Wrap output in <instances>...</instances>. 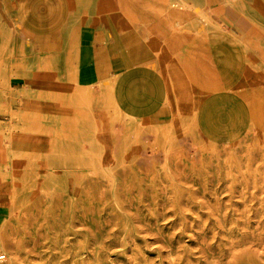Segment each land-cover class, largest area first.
Wrapping results in <instances>:
<instances>
[{
  "label": "rangeland",
  "instance_id": "obj_1",
  "mask_svg": "<svg viewBox=\"0 0 264 264\" xmlns=\"http://www.w3.org/2000/svg\"><path fill=\"white\" fill-rule=\"evenodd\" d=\"M20 1L0 0V264H264V0H222L243 42L204 0H159L149 22L61 0L46 46L20 35ZM202 38L233 50L222 86L187 67ZM89 42L159 72L164 119L116 109L112 79L78 81Z\"/></svg>",
  "mask_w": 264,
  "mask_h": 264
},
{
  "label": "crops",
  "instance_id": "obj_2",
  "mask_svg": "<svg viewBox=\"0 0 264 264\" xmlns=\"http://www.w3.org/2000/svg\"><path fill=\"white\" fill-rule=\"evenodd\" d=\"M121 12L129 19L139 22H149L160 16L165 4L159 0H119ZM223 15L234 25L226 6ZM18 20L21 25L20 35L31 39L36 46H46L51 34L57 30L63 18L61 0H21L18 10ZM239 16H237L238 19ZM236 19V20H237ZM202 38L197 40L187 54V67L191 75L207 87L222 86L225 78L217 61L219 58L229 60L233 65V50L223 39ZM82 63L78 70V81L84 85L113 80L112 90L116 104L121 111L136 120L152 119L160 121L165 118L166 87L168 83L156 70L143 63H133L130 56L125 57L131 62L127 67L121 55L113 56L107 45L102 43H83ZM234 58V57H233ZM113 74L117 78L113 79ZM18 81L15 86L22 85ZM30 86L40 88L45 86L39 82H29Z\"/></svg>",
  "mask_w": 264,
  "mask_h": 264
},
{
  "label": "bare ground",
  "instance_id": "obj_3",
  "mask_svg": "<svg viewBox=\"0 0 264 264\" xmlns=\"http://www.w3.org/2000/svg\"><path fill=\"white\" fill-rule=\"evenodd\" d=\"M204 4H205V6H206V8H207V10L209 11V15L207 14V16L209 17V18H215L216 19V21H217V23L221 26V28H224L226 31H227V33L232 37V38H235L238 42H243V41H247V37H248V33L247 34H244V36H245V39H242V36H243V34L242 35H239V34H237L238 32H235V30L237 31V28L239 27V26H241L242 28H245L247 31L249 30L248 29V23L245 21V20H243L240 16L238 17V19L236 20L237 21V23H236V25H232V26H230L229 25V23H224L223 22V18H222V12H223V6H225V2H222V0H204ZM191 9H193L192 7H191ZM237 9V8H236ZM195 10V9H194ZM197 11V10H196ZM200 12H202V13H204V14H206V12L205 11H201L200 10ZM200 12H198V13H200ZM200 14H198V16H199ZM169 14H168V12L166 13V17L167 18H169ZM202 16V15H201ZM204 17H202V19H203ZM207 18V17H206ZM207 20V19H206ZM208 21V20H207ZM210 22V21H209ZM211 23V22H210ZM211 24H213V23H211ZM210 24V25H211ZM214 25V24H213ZM217 26V25H216ZM212 28V27H211ZM213 29V28H212ZM219 29V28H218ZM215 31V30H214ZM219 31H221V30H219ZM238 31H239V29H238ZM217 33V32H216ZM225 34V33H224ZM220 36V35H219ZM249 38V37H248ZM234 40V39H233ZM232 42V41H231ZM76 98H77V100L79 101V102H81V104L83 103V102H87V101H90L91 100V97H90V92L88 91V90H86L85 91V89L84 88H78L77 89V92H76ZM111 96H112V100H113V102H114V105H115V107H116V109H118L119 107H118V105L116 104V101H115V97H114V94H113V91H112V93H111ZM129 117H131V116H129ZM133 118V117H132Z\"/></svg>",
  "mask_w": 264,
  "mask_h": 264
}]
</instances>
